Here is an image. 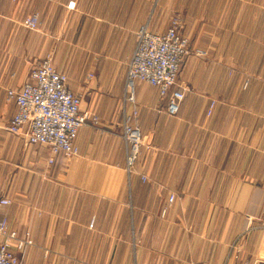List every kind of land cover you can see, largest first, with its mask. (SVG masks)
Wrapping results in <instances>:
<instances>
[{"label": "crops", "instance_id": "0c3cea01", "mask_svg": "<svg viewBox=\"0 0 264 264\" xmlns=\"http://www.w3.org/2000/svg\"><path fill=\"white\" fill-rule=\"evenodd\" d=\"M68 1L0 0V199L11 201L0 217L29 233L21 264H264V0ZM173 12L191 47L175 85L184 98L168 115L155 87L134 82L150 147L128 168V60L138 29L163 33ZM32 13L35 30L21 24ZM47 53L73 92L92 87L81 108L98 116L52 163L26 127L6 129V89Z\"/></svg>", "mask_w": 264, "mask_h": 264}, {"label": "built area", "instance_id": "2783aa9c", "mask_svg": "<svg viewBox=\"0 0 264 264\" xmlns=\"http://www.w3.org/2000/svg\"><path fill=\"white\" fill-rule=\"evenodd\" d=\"M75 5L74 0H69L66 8L74 10ZM21 24L27 29L35 30L38 24L37 13L24 17ZM180 28L181 18L174 15L163 33L151 31L147 24H143L136 33V43L125 74L124 97L133 106L124 114L121 133L126 142L125 158L128 168L133 165L142 148L150 147L137 124L134 82L138 80L155 87L158 100L168 115L177 114L184 98V89L175 85L180 65L184 56L191 52V47L188 37L181 34ZM193 53L198 56L206 55L200 49H193ZM92 78L93 74L90 72L85 76L86 81ZM67 81L66 74L56 69L51 53H47L30 67L27 80L19 88L6 89L5 99L16 105L6 129L17 134L26 127L24 133L29 143L47 147L48 163H52L58 153H75L77 149L73 141L78 128L89 122L98 123L97 114L81 108L82 96L92 93V87L87 83L83 94H79L68 87ZM214 105L215 101L210 100L206 115L212 113ZM143 179L146 177L143 176ZM173 198L174 194L170 193L167 203L172 202ZM10 202L8 198L0 199L2 204ZM31 243L29 233L18 237L17 232L9 228L7 217H0V264H21L19 255Z\"/></svg>", "mask_w": 264, "mask_h": 264}, {"label": "rangeland", "instance_id": "374dc122", "mask_svg": "<svg viewBox=\"0 0 264 264\" xmlns=\"http://www.w3.org/2000/svg\"><path fill=\"white\" fill-rule=\"evenodd\" d=\"M174 15H178V16H179V13H175V12H173L172 15H171V17L174 16ZM90 73H92V72H90ZM86 74H87V73H86ZM92 74H93V73H92ZM85 76H86V75H85ZM142 149H143V148H142Z\"/></svg>", "mask_w": 264, "mask_h": 264}]
</instances>
